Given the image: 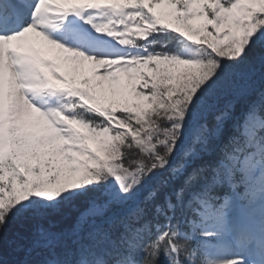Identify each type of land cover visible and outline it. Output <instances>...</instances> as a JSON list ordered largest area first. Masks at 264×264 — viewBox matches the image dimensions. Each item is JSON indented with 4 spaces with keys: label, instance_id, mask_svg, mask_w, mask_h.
Masks as SVG:
<instances>
[{
    "label": "snow or ice",
    "instance_id": "6c2138e0",
    "mask_svg": "<svg viewBox=\"0 0 264 264\" xmlns=\"http://www.w3.org/2000/svg\"><path fill=\"white\" fill-rule=\"evenodd\" d=\"M0 264H264V0H0Z\"/></svg>",
    "mask_w": 264,
    "mask_h": 264
}]
</instances>
